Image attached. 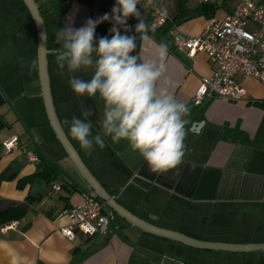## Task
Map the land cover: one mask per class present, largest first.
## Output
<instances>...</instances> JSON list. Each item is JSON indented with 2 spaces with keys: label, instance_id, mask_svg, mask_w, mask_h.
<instances>
[{
  "label": "crops",
  "instance_id": "0c3cea01",
  "mask_svg": "<svg viewBox=\"0 0 264 264\" xmlns=\"http://www.w3.org/2000/svg\"><path fill=\"white\" fill-rule=\"evenodd\" d=\"M46 35V67L56 117L70 143L100 184L125 209L160 228L188 237L219 243H264V84L237 74L244 88L240 101L212 98L192 105L191 98L202 77L214 65L206 52L188 55L172 43V35L196 36L211 19L221 20L240 0L213 2L215 9L178 18L182 9L193 10L203 0H139L146 28L163 15V27L146 30L147 40L136 34L138 20L129 17L127 33L137 36V53L153 58L155 46L168 44L165 78L172 93L190 109L186 117L184 162L180 175L149 171L127 141L83 149L64 121L91 109L93 134L100 131L104 102L97 96H77L69 85L72 75L88 80L92 70L61 74L51 54L56 29L69 17L82 27L94 7L111 14L116 0H35ZM262 2L264 0H255ZM111 20L99 24L95 38L108 36ZM246 28L259 25L248 21ZM37 29L23 0H0V213L14 208L16 216L0 222V264H264L262 251L202 250L145 231L118 213L104 234L87 237L72 225L67 210L81 205L93 190L80 175L50 126L41 94L37 60ZM135 54V53H133ZM163 86V82H161ZM18 137V148L6 153L3 141ZM33 151L30 162L23 151ZM81 185L78 188L73 181ZM60 185L51 190V184ZM17 221L14 227H7ZM72 225L74 239L59 232Z\"/></svg>",
  "mask_w": 264,
  "mask_h": 264
},
{
  "label": "clouds",
  "instance_id": "9594fccd",
  "mask_svg": "<svg viewBox=\"0 0 264 264\" xmlns=\"http://www.w3.org/2000/svg\"><path fill=\"white\" fill-rule=\"evenodd\" d=\"M139 0H116L111 14L98 19L89 18L80 28H74L69 17L64 28L56 29L52 50L55 64L61 74L92 70L90 79L72 75L69 85L77 96L99 97L103 102V115L99 120L100 131L93 134L91 109L82 112L83 119L73 117L69 132L83 149L93 146L106 147L105 138L113 144L124 140L133 152H138L151 173L180 175L186 145V117L191 109L170 90L173 87L165 78L168 44L155 46L153 58L137 53V36L121 34L129 17L139 22L136 34L147 40L146 25L141 19ZM111 20V38L104 36L96 40L99 24ZM46 41V35L43 37ZM135 53V54H133ZM33 60L32 67H37ZM163 82V86L161 85Z\"/></svg>",
  "mask_w": 264,
  "mask_h": 264
},
{
  "label": "built area",
  "instance_id": "2783aa9c",
  "mask_svg": "<svg viewBox=\"0 0 264 264\" xmlns=\"http://www.w3.org/2000/svg\"><path fill=\"white\" fill-rule=\"evenodd\" d=\"M217 2L220 0H203ZM104 11L92 8L90 18L102 17ZM165 21L159 15L148 24L146 30H155ZM259 25L258 29L249 30L247 22ZM172 43L178 50L186 51L188 55L196 52H206L214 65L213 72L208 77H202L191 98L192 105H200L212 98H223L229 101L244 100L245 90L235 79L237 74L243 77H254L264 84V1L240 0L234 9L221 20L211 19L203 33L196 36L172 35ZM4 151L10 153L18 148V137L12 136L3 141ZM28 160L35 162L37 155L28 149H23ZM58 184H51V190H59ZM72 225H77L87 236L104 234L111 221V211L105 201L86 193L81 205H73L67 211ZM17 221L7 227H14ZM72 225L61 227L59 232L69 240L75 235Z\"/></svg>",
  "mask_w": 264,
  "mask_h": 264
},
{
  "label": "water",
  "instance_id": "95a60500",
  "mask_svg": "<svg viewBox=\"0 0 264 264\" xmlns=\"http://www.w3.org/2000/svg\"><path fill=\"white\" fill-rule=\"evenodd\" d=\"M26 7L28 8L30 14L32 15L36 29H37V40H38V50H37V61H38V71H39V79L41 84V94L44 100L46 114L52 127L57 140L64 148L65 152L75 165L76 169L86 181V183L90 186V188L94 192V197L99 198L105 201L106 205L110 210L118 213L125 219H127L133 225L148 231L150 233H154L179 243L188 245L190 247L202 249V250H232V251H262L264 252V243L258 244H231V243H219V242H207L198 239H194L188 237L179 232L167 230L164 228L157 227L155 225L150 224L149 222L140 219L135 216L133 213L125 209L122 205H120L115 197L106 190L100 182L93 176V174L89 171L87 166L82 161L76 149L68 140L65 135L54 110L53 102L50 95L49 88V80L47 75V67H46V45L43 37L45 36V28L43 23V18L39 6L37 5L35 0H23ZM74 184L81 189V185L77 181H73ZM112 220V218H111Z\"/></svg>",
  "mask_w": 264,
  "mask_h": 264
},
{
  "label": "trees",
  "instance_id": "16d2710c",
  "mask_svg": "<svg viewBox=\"0 0 264 264\" xmlns=\"http://www.w3.org/2000/svg\"><path fill=\"white\" fill-rule=\"evenodd\" d=\"M208 8L211 11L215 9V6L213 2H202L201 5L193 10L190 9H182L180 14L178 15V18H185L187 16H193L195 14L203 13V11ZM167 22V19H165L164 23L160 26L163 27L165 23ZM15 209L14 208H9L3 212L0 213V222H5L10 220L12 217L16 216L17 214L14 213Z\"/></svg>",
  "mask_w": 264,
  "mask_h": 264
}]
</instances>
